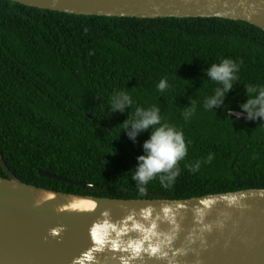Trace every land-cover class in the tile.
<instances>
[{
	"label": "trees",
	"instance_id": "1",
	"mask_svg": "<svg viewBox=\"0 0 264 264\" xmlns=\"http://www.w3.org/2000/svg\"><path fill=\"white\" fill-rule=\"evenodd\" d=\"M225 58L240 65L239 79L223 106L205 109L218 87L205 70ZM249 85H264V31L246 22L78 16L0 0V155L25 184L122 200L264 189V119L230 114H247ZM119 91L133 100L123 113L110 109ZM151 106L183 131L188 154L174 182L138 186L132 176L150 132L133 142L122 123Z\"/></svg>",
	"mask_w": 264,
	"mask_h": 264
},
{
	"label": "water",
	"instance_id": "2",
	"mask_svg": "<svg viewBox=\"0 0 264 264\" xmlns=\"http://www.w3.org/2000/svg\"><path fill=\"white\" fill-rule=\"evenodd\" d=\"M11 1L78 16L222 18L264 31V0ZM0 165L6 174L0 177V264H264V189L182 200L110 199L28 185L1 155ZM79 202L86 208L73 209Z\"/></svg>",
	"mask_w": 264,
	"mask_h": 264
},
{
	"label": "clouds",
	"instance_id": "3",
	"mask_svg": "<svg viewBox=\"0 0 264 264\" xmlns=\"http://www.w3.org/2000/svg\"><path fill=\"white\" fill-rule=\"evenodd\" d=\"M207 77L216 82L218 87L214 93L207 97L203 107L214 110L218 106H223L227 94L233 89L234 82L239 79L240 65L230 59L225 58L218 64H212L206 70ZM169 87L166 79H161L157 85L160 92ZM248 99L241 105L249 119H264V85L246 86ZM133 104L131 96L124 91L116 92L111 97L110 109L112 112H125ZM196 105L193 101L189 109L183 113L185 120L189 119L195 112ZM160 108L151 106L148 108L138 107L134 115L123 122L127 136L135 142L141 132H150V136L143 143L144 154L137 157V166L134 168L133 181L138 186H146L150 181L159 177L161 184L172 183L179 175L178 162L183 160L188 154V144L182 130H178L174 125L162 122ZM212 156L207 158L211 162ZM200 163L195 167L198 169Z\"/></svg>",
	"mask_w": 264,
	"mask_h": 264
},
{
	"label": "bare ground",
	"instance_id": "4",
	"mask_svg": "<svg viewBox=\"0 0 264 264\" xmlns=\"http://www.w3.org/2000/svg\"><path fill=\"white\" fill-rule=\"evenodd\" d=\"M86 203H82V202H79V203H75L72 208L73 209H84L86 208Z\"/></svg>",
	"mask_w": 264,
	"mask_h": 264
}]
</instances>
